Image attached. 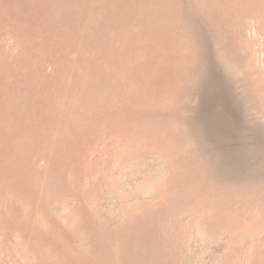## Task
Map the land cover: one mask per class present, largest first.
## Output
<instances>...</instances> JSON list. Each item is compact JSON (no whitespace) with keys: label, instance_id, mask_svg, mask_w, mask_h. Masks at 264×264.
I'll use <instances>...</instances> for the list:
<instances>
[{"label":"rangeland","instance_id":"1","mask_svg":"<svg viewBox=\"0 0 264 264\" xmlns=\"http://www.w3.org/2000/svg\"><path fill=\"white\" fill-rule=\"evenodd\" d=\"M0 264H264V0H0Z\"/></svg>","mask_w":264,"mask_h":264}]
</instances>
